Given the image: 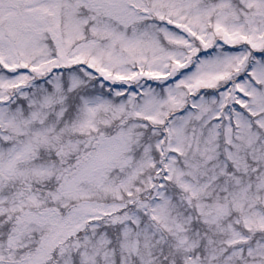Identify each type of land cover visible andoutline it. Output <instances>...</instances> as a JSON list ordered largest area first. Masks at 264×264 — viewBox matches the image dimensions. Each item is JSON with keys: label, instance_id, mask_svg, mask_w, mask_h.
Here are the masks:
<instances>
[{"label": "snow or ice", "instance_id": "1", "mask_svg": "<svg viewBox=\"0 0 264 264\" xmlns=\"http://www.w3.org/2000/svg\"><path fill=\"white\" fill-rule=\"evenodd\" d=\"M0 264H264V0H0Z\"/></svg>", "mask_w": 264, "mask_h": 264}]
</instances>
